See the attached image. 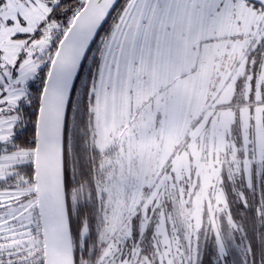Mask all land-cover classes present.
Returning a JSON list of instances; mask_svg holds the SVG:
<instances>
[{
    "label": "snow or ice",
    "instance_id": "6c2138e0",
    "mask_svg": "<svg viewBox=\"0 0 264 264\" xmlns=\"http://www.w3.org/2000/svg\"><path fill=\"white\" fill-rule=\"evenodd\" d=\"M0 264H264V0H0Z\"/></svg>",
    "mask_w": 264,
    "mask_h": 264
}]
</instances>
